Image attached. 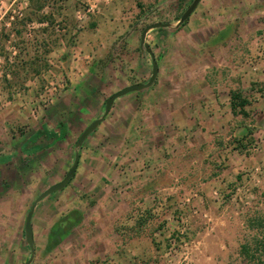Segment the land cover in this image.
Instances as JSON below:
<instances>
[{"label":"rangeland","instance_id":"374dc122","mask_svg":"<svg viewBox=\"0 0 264 264\" xmlns=\"http://www.w3.org/2000/svg\"><path fill=\"white\" fill-rule=\"evenodd\" d=\"M37 1L24 10L22 18L9 20V13L4 20L12 23L0 25V55L3 57L0 115L7 118V124L2 128L7 127V131L15 135H31L48 119L59 129L53 116L63 114L66 109L63 114L66 135L59 140L53 154L47 150V163L50 162L51 167L36 166L31 160L23 163L28 175L23 184L7 185L3 189V192L7 191L6 195L0 194V199L5 196L13 200L2 205L4 213L12 211V217H0V264H25L30 257L24 223L31 204L47 188L64 178L73 163L81 133L103 114L106 99L126 86L121 75L116 73L117 65L124 64L125 54L134 62L138 55V44L133 46L131 41L124 39L126 31L140 16L143 22L136 28V35L156 21L174 24L181 15L175 13L173 7L161 5L167 0H103L96 5L89 0H39L42 6L38 11L35 8ZM173 1L168 0L167 5ZM90 5L94 8L87 12ZM3 11L0 10V16ZM79 12L85 17L80 19ZM230 13L234 12L231 10ZM239 13L243 17L251 14L243 8ZM109 19L114 26L109 27ZM261 21H264V13L259 11L252 17L251 27L247 30L239 24L230 32L236 35L250 33L260 27ZM29 22H34L35 26L29 28ZM182 26L160 32L164 37L153 34L150 38L161 67L160 85L171 78L172 67L181 68L183 43H187L191 30ZM18 30L20 33L16 32ZM192 49L197 52L196 46ZM236 60L242 68L232 75L223 74L229 78L223 81L220 90L224 115L221 128L215 132L210 128L207 137L195 136L192 139L195 144L191 146L184 140H176L170 147L161 142L168 165L162 163L163 168L156 171L154 184L137 187L134 191L133 194L142 197V202L127 207L129 199L133 203L129 196L127 203H119L115 198L112 206L110 204L111 211L117 215L126 211L138 213L135 220L128 221V228L126 224L118 225V220L115 225L126 227L128 233L131 223L136 221V229L141 234L137 237L139 246L135 248L127 242L125 249L113 251L115 255H106L96 264H256L253 248L247 252L244 246L252 244L255 233L251 220L264 215V153L259 155L253 150L256 140L264 137V57ZM190 61L197 69L198 57H191ZM78 63L93 66L92 73H82L75 67L71 69ZM248 63L250 67L243 68ZM192 76L198 78L200 74ZM236 90L248 100L244 107L246 115L232 111L231 92ZM148 91L133 92L135 104L140 106L149 96ZM127 96L115 102L120 104ZM133 106H130L131 111H134ZM123 117L127 119V115L123 114ZM113 121L111 117L102 122L84 143L103 145V141L111 138L110 131L117 133ZM199 139L204 141L200 146L197 145ZM212 141L222 147L221 151L213 148ZM64 145L68 146V163ZM167 148L172 149L167 151ZM245 155H254V161L262 168L256 170L255 162L244 161L242 156ZM59 161L62 167L58 169L55 164ZM107 170L106 167L99 168L101 173L106 174ZM126 173L128 171L115 172L109 177L117 178ZM87 175L91 174L88 172ZM93 179L82 174L51 196V206L50 200L39 202L32 219L36 233V255L32 264H48L50 259L60 260L62 264H89L84 232L72 230L64 236L57 250L46 246V242L53 227L74 209L85 214L84 224L92 225V212H104V205L99 204L98 198L104 200L105 188H112L115 195L120 193L119 186H95ZM126 190H134V187H126ZM141 219L143 225L139 223ZM103 220L106 224L109 218L104 216ZM173 238L177 243L176 251L170 253ZM183 242L188 245L181 246Z\"/></svg>","mask_w":264,"mask_h":264},{"label":"crops","instance_id":"0c3cea01","mask_svg":"<svg viewBox=\"0 0 264 264\" xmlns=\"http://www.w3.org/2000/svg\"><path fill=\"white\" fill-rule=\"evenodd\" d=\"M32 1L30 0V6ZM101 1L103 0H89L88 2L96 5L99 2L101 3ZM167 1L162 2L161 5L166 4V7H173L175 13L180 12L182 14L192 0H171L173 1L171 5L170 3L167 5ZM1 3L3 7H6V5L11 4V1L1 0ZM241 8L249 10L251 14L243 17L239 13ZM231 10L234 13H230ZM259 11H261V14L264 13V0L200 1L186 24L182 26L183 28H191V30L189 32L190 36L186 40L187 43H183L181 68L172 67L171 78H167L164 84L160 85L161 67L159 64V73L155 83L150 88L139 91L146 92L150 90L149 96L142 100L140 106L135 104V93H129L127 94L129 97L127 96V99H123L120 104L115 102L113 106L116 107H112L114 109H111L106 116L103 123L113 117L114 121L112 124L118 128L117 133L110 131L109 136L111 138L103 141V145L94 146L84 143L79 151L78 168L71 181L84 174L87 177L94 178L93 180L96 183L93 185L95 186H101L102 184L106 185V187L111 185L119 186L120 193L115 195L112 192V188H105L104 200L99 199L100 197L98 198L99 204L104 205V212H98L97 210L92 212L91 217L94 219L92 225L84 224L85 214L82 211L78 209L72 210L61 220L62 222L57 224V227H53L52 232H49L46 246L54 247L57 250L64 236L71 233L72 230L84 232L87 235L85 244L87 256L90 260L88 261L89 264H96V261L103 260L106 255L114 254L113 251L125 249L127 242L132 243L135 248L139 246L136 243L139 242L137 237L141 234L136 229V221L133 222V225L131 223L128 233L126 230L128 221L135 220L138 213L126 211V213L123 212L121 215H117L111 211L113 209H111L110 204L112 206L115 198L119 203H127L129 196H131L133 203L129 199L127 207H130L131 204L136 206L142 202V197L140 198V195L133 194L134 191L137 190V187L154 184L152 181L155 179L156 171L163 168L162 163L168 165L163 156L164 148L161 142H164L165 146L170 147L173 146L176 140H184L190 143L189 146H191L195 144L194 140H192L195 139V136L199 138L207 137V131L210 128L214 132L221 128L224 115L220 90H222L223 81H227L229 78L227 76L223 77V74L232 75L236 72V69L242 68L237 65L236 62L238 60L236 59L251 60L257 57H264V21H261L260 27L250 33L243 32L236 35L231 33L230 30H234L235 27L238 28L239 24L243 27V30H247L248 26L251 27L252 17L257 16ZM107 21L109 27L114 26L112 20L109 19ZM141 22H143L142 16L126 31L124 36L125 41H131V45L138 44V55L137 61L134 62L133 59H128L130 56L125 54L123 56L125 57L124 64L117 65L116 73L120 74L126 83V86L121 89L135 83H141L148 76L147 79H149L151 75V57L146 51L141 50V33L140 35L135 33ZM0 25L9 26L5 20ZM165 29L167 28H157L153 29L154 31H149L147 41L150 46H152L151 36L153 34L159 35L160 32L164 33ZM160 37H164V35L160 34ZM237 42L241 43V45H238ZM194 46L197 48L196 53L192 49ZM155 56L157 58V55ZM191 57H198L200 60L197 69L191 64ZM74 67L87 74L93 68V66L89 65H79V63L77 65L73 64L71 69ZM247 67H250L249 63L243 68L247 69ZM169 69L171 70V68ZM113 72L115 73V71ZM194 73H199L200 76L198 78L192 76ZM131 105H134V111H131ZM65 110L63 111L64 115ZM113 110L115 111L113 112ZM63 114L59 113L57 116H53L56 118H53V121H58L59 129L54 128V124L46 119L40 125L41 129L31 135H15L7 131V127L3 129V125L6 126L7 124V118L0 115V194L4 193L3 195H6L7 191L3 192V189H6L7 185L23 184V179L28 176L26 175V166L23 163L31 160L36 166L41 165L42 168L46 169L51 167V163H47V150L50 154H53L59 140L66 135ZM123 114L127 115V119L123 117ZM225 116H228V114H225ZM240 131L242 132L243 129H240ZM263 140L264 137L262 136L256 140V142L260 141L262 143V148L256 154L264 153ZM203 142V139H199L197 145L200 146ZM212 142L213 148L221 151L222 147L216 146L215 142ZM64 149L66 153L68 146L64 145ZM171 149L167 148V151H171ZM242 157L246 162L250 160H252V163L255 162L256 170L262 168L259 166L261 164L258 161H254L256 159L254 155ZM65 158L68 163L70 155L66 153ZM59 163L55 164L58 169L62 167L61 163ZM65 164L66 162L63 168ZM104 167H106V170L108 169L106 174L99 171V168L102 169ZM122 171L124 173L128 171V173L117 178L109 177V174L112 175L115 172L118 174V172ZM88 172L91 174L90 176L87 175ZM131 186L134 187V190H126V187ZM51 196H54V193L43 199L50 200V206L53 199ZM7 202L12 203V198L3 196L0 199V217H12V211L9 210V213H6L7 210L5 209L4 213L2 209V205ZM124 210L127 209L125 208ZM104 216L109 218L106 224L103 222ZM115 220H118V225L126 224V227L115 225ZM32 224L35 241L34 221ZM116 256L119 257V254ZM47 263L62 264V261L60 263V260L50 259Z\"/></svg>","mask_w":264,"mask_h":264},{"label":"water","instance_id":"95a60500","mask_svg":"<svg viewBox=\"0 0 264 264\" xmlns=\"http://www.w3.org/2000/svg\"><path fill=\"white\" fill-rule=\"evenodd\" d=\"M201 0H192L191 3L188 5V7L184 10V12L180 15V18L176 23L172 22H165V21H156L152 24L147 25L142 33H141V39H140V47L142 51H146L152 61V70H151V75L150 78L148 79L147 82H141V83H135L132 85H129L113 94H111L105 101L104 104V112L103 114L96 118L94 121H92L86 129L81 133L79 136L77 142H76V150L74 154V160L73 163L65 175V177L59 181L58 183L53 184L49 188H47L44 192H42L31 204L28 213L25 218V223H24V236H25V242L30 248V257L27 259L25 264H32L36 255V249H35V242H34V232H33V224H32V219L36 210V207L38 203L43 200L45 197L62 191L71 181V179L75 176V173L78 168L79 160H80V149L83 146L84 142L88 138L89 135H91L96 129L99 127V125L105 120L106 116L112 109L115 101L129 93L133 92H139L143 91L145 89L150 88L156 81L158 73H159V64L156 60L155 53L153 52V49L151 48L149 42L147 41V34L149 33L150 30L157 29V28H171L173 27L174 29L180 28L188 19L189 17L193 14V12L196 10L198 7L199 3Z\"/></svg>","mask_w":264,"mask_h":264},{"label":"trees","instance_id":"16d2710c","mask_svg":"<svg viewBox=\"0 0 264 264\" xmlns=\"http://www.w3.org/2000/svg\"><path fill=\"white\" fill-rule=\"evenodd\" d=\"M33 1L32 3H34ZM37 4L38 5L35 8H37V11H38V9L42 6L41 5L42 3L39 4V0H38ZM16 32L20 33L19 30ZM247 103H248V100L246 98H243L242 94L238 90L231 92V108L234 113L240 112L246 115L247 113L244 107L247 105ZM147 212H150V211L148 210ZM139 223L140 225H143L144 220L141 219ZM250 223H251L252 229L255 230V233L252 236V244H251L252 246L251 245L244 246V249L247 252H249L252 247L254 251L253 256L256 261V264H264V215H261L258 218L252 219ZM56 242L58 243V241Z\"/></svg>","mask_w":264,"mask_h":264},{"label":"built area","instance_id":"2783aa9c","mask_svg":"<svg viewBox=\"0 0 264 264\" xmlns=\"http://www.w3.org/2000/svg\"><path fill=\"white\" fill-rule=\"evenodd\" d=\"M30 6V0H11V4L10 5H6V7L4 6L3 7V4L0 3V10H4L3 11V14H1L0 16V23L4 20V18L10 13V16H9V20H14L15 17H20L22 18L24 16V10H26L28 7ZM92 8H94V5H90L87 9V12H90L92 10ZM78 17L80 19L84 18L85 17V14H82V13H78ZM6 23L8 25H10L12 23V21L8 22L6 21ZM27 26L29 28H32L35 26V23L34 22H29L27 24ZM1 62H3V57L0 55V64ZM264 142V140H263ZM262 143L260 141L256 142L254 147H253V150L254 151H259L262 147H261ZM175 238L172 239V243L169 247V252L170 253H173L176 251L175 247H176V242H175ZM188 245L187 242H183V244L181 246L183 247H186Z\"/></svg>","mask_w":264,"mask_h":264}]
</instances>
